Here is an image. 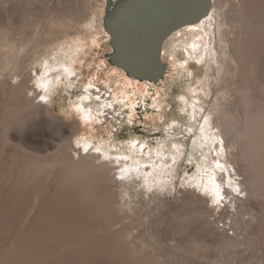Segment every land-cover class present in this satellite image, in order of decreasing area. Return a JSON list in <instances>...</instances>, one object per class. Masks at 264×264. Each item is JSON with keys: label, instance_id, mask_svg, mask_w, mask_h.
Returning a JSON list of instances; mask_svg holds the SVG:
<instances>
[{"label": "rangeland", "instance_id": "374dc122", "mask_svg": "<svg viewBox=\"0 0 264 264\" xmlns=\"http://www.w3.org/2000/svg\"><path fill=\"white\" fill-rule=\"evenodd\" d=\"M215 2L237 23L228 27L232 38L250 26L246 36L253 40L245 52L264 50V41L258 46L264 17L257 10L264 0ZM106 3L0 0V264H264V184L254 189L248 182L251 172L233 136L212 140L224 101L218 23L211 18L199 25L197 41H190L191 30L172 34L164 44L168 69L149 82L109 61ZM227 49L234 56L232 45ZM86 55L91 72H121V88L114 92L108 75L81 80L67 70ZM245 69L240 75L251 95L264 96V86L253 84ZM42 79L49 80L48 100L34 101L52 109L66 135L75 134L70 142L57 141L44 117H31V97L42 91ZM229 88V107L241 118L235 86ZM86 153L115 160L117 182L94 180L92 190L86 181L69 182L66 168Z\"/></svg>", "mask_w": 264, "mask_h": 264}, {"label": "bare ground", "instance_id": "6f19581e", "mask_svg": "<svg viewBox=\"0 0 264 264\" xmlns=\"http://www.w3.org/2000/svg\"><path fill=\"white\" fill-rule=\"evenodd\" d=\"M215 1L216 0H212V6H211L210 13L201 22L184 26V27H182L183 29L180 28L177 31H175L173 33V36L176 35L178 32H183V31L187 32L188 30H191L192 36H191L190 41L191 40L197 41L196 36L200 35V32H201L199 25L205 23L206 21L210 20L211 18H214L215 21L218 23V33H219V43H220L219 46L221 49V62H222L221 68L223 67V73L225 75V77L223 76L221 78V83H222L221 91L223 92L222 98L224 99V101L221 102V104L218 108L219 110H217V114L215 116V119L213 120V123L215 124V126L217 127L219 132L218 133L216 132L214 134L215 136L212 138V140L213 139H219L220 136H223L224 138H226L229 135L233 136L237 140V142L239 143V146H242V147H240L242 149L241 155H243V157L247 161L248 166L246 168L250 169V172H251V174L248 176V182L251 183L250 185H252L254 189H256V187L259 188L258 185L264 184V99L262 98L264 96L263 95H261V97H259V95L256 96L257 94H256V90H255L252 92L253 94H254V92L256 94V95L254 94V97H255V100H254L253 94L251 95V93H250L251 87L249 85H247L246 79L244 77H242V75H240V72L246 71V69H245L246 65L249 66V69H250L249 71L251 74L250 78L253 79V80L251 79L253 81V84H255V83H257L256 85L261 84L260 86L263 87L264 86V50H262L261 48H258V49H255V50L249 52V53L245 52L244 44L246 46L250 45V42L252 39V38L249 39L251 37V35L248 34L250 37L246 36L248 31H250V26L248 27L247 33H245L246 31L243 30L245 34H243V32H240V33H242V35L240 37L238 36L239 38L238 37L235 39L232 38L229 34L230 32L228 31V27H232L233 29H235L237 23L234 22L235 20L233 21L232 19L228 18L227 17V16H229V15H227L228 12H226L225 10L222 11V9H221L222 6L220 7V5L218 3H216ZM262 5H263L262 7L257 9V10H259V13L261 14V18H260L261 20L264 17V4H262ZM247 8H249V7H247ZM250 10L251 9H247L246 11L250 12ZM253 13H255V12H253ZM249 16L250 15L247 14L248 18H249ZM245 18L244 19L241 18V20H245ZM251 18L248 20H251ZM255 18L258 19V17H255ZM260 19H258V20H260ZM238 21H240V19ZM254 21H255V19H254ZM254 21H253V23L256 26L257 23L255 24L256 21L255 22ZM242 23L244 24V21H242ZM246 23H245V25H246ZM243 24H242V26H243ZM248 24H247V26H248ZM251 24H252V22H251ZM238 25H241V24H238ZM245 25H244V27L247 29V27ZM242 28H238V30L241 31L240 29H242ZM263 38H262V40L260 39L261 41H259V45H258L259 47H260L261 43L264 41ZM183 39H185V38H183ZM190 41L185 40L184 42H188V44H189ZM236 41L240 42L239 46H238V44L236 46V43H235ZM247 41L249 43L248 45L246 44ZM230 45H232L233 50H235L234 56L232 55V53L229 52V49H227V47ZM83 59L85 60L84 63L80 62L81 60H76V59L73 60L71 65H69L71 67L70 68L68 67L67 70L69 72H72V71L76 72L78 74V77H80L81 80H87L86 77L92 75L91 80L96 81L99 79H106L105 75H108V78H110V80H106L108 86L111 87L114 90V92L117 88H121L120 86H118L119 85L118 80H119V76H120L121 72L113 71L114 73L113 72L110 73V71L109 72L106 71L107 69L106 70H104V69L100 70L98 68L97 69L94 68V71L91 72V69H92L91 67H88V69H86L85 67L88 64L90 65L92 63V60L90 61V58H88L87 55ZM198 60L202 61L203 57L198 56ZM65 66H67V65H65ZM99 66H101V65H99ZM211 68H212V65L209 66V69H211ZM208 75H209V73H207V76L205 77L204 82H203L205 89H208V85H209ZM239 75H240V77H242V79H240ZM37 82L38 81L36 80V83ZM39 84H40V87H42V91L39 93L36 90H34V88H29V87L23 88V91L24 90L26 91L27 88H28V90H34L35 91V93H34L35 95L33 97H31V107H32L31 117L32 116H34L35 118H37L39 116L44 117L45 121H48L50 123L53 130L57 131L58 137H59V138L57 137L58 138L57 141L70 142L71 140H74L75 134L68 136L64 133V131L62 129L63 126H62L61 121L59 120V118L54 114L52 109L46 103L34 101L35 98L43 95V91L50 86L49 80H45V79H42L41 81H39ZM230 84L235 86V89H234L235 92L233 93V95L236 96L235 101L238 103L239 107L242 109V116H241V118L237 117L238 119L236 118L234 111L229 107L231 104V102L229 101V97L232 96L230 94V91H231V88H229ZM140 87H141L140 85L137 86V88H139V89H140ZM43 96H44V98H46L48 100L47 95H43ZM251 96L253 99L251 98ZM23 113H25V112L23 111ZM13 117H15V116H13ZM84 118L85 117H83V119ZM32 120L36 121L34 119H32ZM30 122H32V121H30ZM82 123H83V121H76L75 122V124L77 126H79V125L82 126ZM238 143H237V146H238ZM60 149H61V146H60L59 150ZM34 154H37V153H34ZM86 154L85 155L81 154L78 160H75L73 163H71L66 168V173L64 172V174H66V177H67L66 179H68L69 182L73 181L75 183L76 181H79V182L80 181H86L87 186H88L87 190L93 189L92 184H93L94 180H99L98 183L99 182H107L106 184H108L110 181H112V182L116 181L117 182V179L115 177L117 175V173H114V170H116V168H118V167L115 166L116 164L113 165L114 163H116L115 160L99 161V160H97L98 155L96 156V154H94V153H90L87 155ZM56 156H57V154H56ZM53 157L54 156H52V158ZM45 158H46V155H45ZM119 161H122V160H119ZM39 164H38V166H39ZM41 164L44 165L45 167L44 166H42V167H44L46 169L47 163H45V164L41 163ZM49 165L51 166V164H49ZM122 165H123V163H122ZM36 166H35V168H36ZM38 166H37V168H38ZM31 167H32V165H31ZM33 169H34V166H33ZM38 169L40 172V166ZM35 171H37V170H35ZM28 175H31V174L28 173ZM63 176H65V175H63ZM34 177L36 178V176H34ZM58 182H59V180H58ZM116 182H115V184L117 185ZM94 183H96V182L94 181ZM102 184H104V183H102ZM115 184H114V186H115ZM117 187H119V185ZM96 188H95V192L97 191ZM242 188H243V186H242ZM74 189L73 190L71 189V190L74 191ZM84 190H86V188ZM122 194L125 198V196L128 195V191H126V193H122ZM91 195H92V193H90L89 196H91ZM92 197H94V196H92ZM108 200L109 199L105 200L104 202H106ZM110 201H111V204L113 206L114 205L113 201L112 200H110ZM104 204L108 205V207H109L108 203L107 204L104 203ZM120 209L124 210V208H121V207H120ZM107 222H109V221H107ZM113 224L114 223H112L111 226ZM113 227L114 226H112V228Z\"/></svg>", "mask_w": 264, "mask_h": 264}, {"label": "water", "instance_id": "95a60500", "mask_svg": "<svg viewBox=\"0 0 264 264\" xmlns=\"http://www.w3.org/2000/svg\"><path fill=\"white\" fill-rule=\"evenodd\" d=\"M211 6L212 0H107L109 61L130 77L158 82L168 69L165 42L178 29L201 22Z\"/></svg>", "mask_w": 264, "mask_h": 264}, {"label": "snow or ice", "instance_id": "6c2138e0", "mask_svg": "<svg viewBox=\"0 0 264 264\" xmlns=\"http://www.w3.org/2000/svg\"><path fill=\"white\" fill-rule=\"evenodd\" d=\"M41 99H44V97L42 96ZM97 99H99V97H97ZM204 120H205V122H207V117H205ZM222 143H223V142L221 141V144H222ZM141 147H143V146H141ZM172 147H173V149H177V150H178L177 145H172ZM90 148H92L91 145H89V146H87V147H84V151L87 152V151H89ZM93 150L96 151L98 154L103 155V153L101 152L100 148H98V147H97V148H93ZM217 167H223V166L220 165L219 162L217 161ZM123 178H124L123 176L120 177V179H123ZM213 187H214V188L217 187L214 178H213ZM238 190H239V189H237V191H238ZM216 195H217V197H218L219 199H222V195H221V193L219 192V190H217Z\"/></svg>", "mask_w": 264, "mask_h": 264}]
</instances>
